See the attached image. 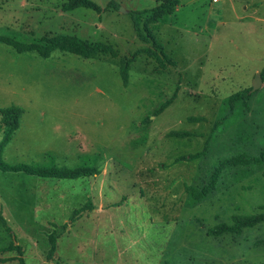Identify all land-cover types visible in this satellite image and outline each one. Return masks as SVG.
<instances>
[{
  "label": "rangeland",
  "instance_id": "obj_1",
  "mask_svg": "<svg viewBox=\"0 0 264 264\" xmlns=\"http://www.w3.org/2000/svg\"><path fill=\"white\" fill-rule=\"evenodd\" d=\"M64 1L0 0V34L32 41L65 33L110 45L129 59L128 83L118 58L60 49L41 57L0 41V107L23 109L4 146L0 129V160L98 171L57 179L0 170V264L264 261V221L207 233L264 203V0H178L156 20L154 0L63 11ZM134 16L162 43L163 64L145 53L151 46L136 36ZM236 93L246 104L231 102ZM210 180L200 198L186 189ZM63 223L50 251L49 234Z\"/></svg>",
  "mask_w": 264,
  "mask_h": 264
},
{
  "label": "trees",
  "instance_id": "obj_2",
  "mask_svg": "<svg viewBox=\"0 0 264 264\" xmlns=\"http://www.w3.org/2000/svg\"><path fill=\"white\" fill-rule=\"evenodd\" d=\"M157 4L152 8L154 20L160 18L162 15L169 14L174 11L178 0H154ZM79 7L99 10L98 5L93 0H65L61 9L63 11L73 10ZM132 26L136 32L138 39L151 46L145 49V53L149 56L154 55L156 59L163 64V58L160 55H164L162 49V43L159 42L156 37L148 29H141L138 25L137 18L132 17ZM0 41L12 46L16 51H29L35 50L41 57H48L54 49H60L67 52L74 53L81 57L89 58L93 56L101 55V58L109 57L110 59H117L118 75L120 77L121 85L127 86L129 77V59L125 56H119L118 52L110 45L102 44L99 42L90 41L88 39L80 38L76 35H70L65 33H58L54 35H43L40 38L32 41H22L16 36L9 34H0ZM165 56V55H164ZM264 77V69L262 71ZM241 94L236 93L231 96V102L242 100L245 103V96L239 97ZM174 96V95H173ZM173 97L163 101L158 109L161 111L166 107ZM23 112L22 107L10 104L0 107V129L3 131V138L1 144L4 146L10 139L11 133L17 129L20 125V115ZM204 148L189 157H198L203 154ZM258 160V159H256ZM0 170L3 172H22L27 175H33L42 178H57V179H74L78 177L91 176L97 173L95 167H74L69 168L66 166H37L29 165L27 163L19 162L16 164H8L0 160ZM212 180L209 181L207 186L202 189H198L192 186H186V189L190 192L193 198H200L207 194L212 188ZM86 205L80 206L72 210L70 220L81 215ZM261 211L256 214H233L231 216L230 223H219L211 226L207 229L209 235H221L225 233L238 234L243 228L252 227L260 222L264 221V203L259 205ZM66 227V223L58 226L55 231L49 234L50 251H53L55 247V241L59 234H61ZM17 246V245H16ZM21 264H24L22 259L19 260ZM248 264H264V261L252 262Z\"/></svg>",
  "mask_w": 264,
  "mask_h": 264
},
{
  "label": "crops",
  "instance_id": "obj_3",
  "mask_svg": "<svg viewBox=\"0 0 264 264\" xmlns=\"http://www.w3.org/2000/svg\"><path fill=\"white\" fill-rule=\"evenodd\" d=\"M20 62V61H19ZM21 65V64H20ZM18 66V65H17ZM19 67V70L18 71H21V72H25L27 75H30V76H32V72H35L36 70H34V69H30V68H28L27 66H23V65H21V66H18ZM39 70H41V69H38V71ZM56 77V76H55ZM58 77V76H57ZM56 77V78H57ZM58 79H60V78H58ZM44 124H47L46 126L47 127H49V133H50V135H54L55 133H57L58 132V130H57V128H58V124L57 123H55V122H51V124H49V123H44ZM43 124V125H44ZM19 128V127H18ZM18 128L17 129H15L12 133H11V136H10V139H9V141L8 142H10L12 139H13V137H14V135H15V133L17 132V130H18Z\"/></svg>",
  "mask_w": 264,
  "mask_h": 264
},
{
  "label": "water",
  "instance_id": "obj_4",
  "mask_svg": "<svg viewBox=\"0 0 264 264\" xmlns=\"http://www.w3.org/2000/svg\"><path fill=\"white\" fill-rule=\"evenodd\" d=\"M122 9H123V8L121 7V10H122ZM123 10H124V9H123ZM260 83H261V76H260V74L256 73V74L254 75L253 79H252V88H253V89H256L257 87H259Z\"/></svg>",
  "mask_w": 264,
  "mask_h": 264
}]
</instances>
